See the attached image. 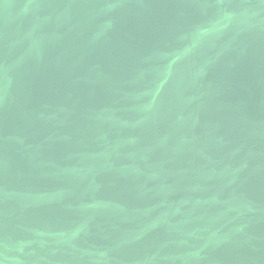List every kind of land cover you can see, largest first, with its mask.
Segmentation results:
<instances>
[{
	"label": "water",
	"instance_id": "obj_1",
	"mask_svg": "<svg viewBox=\"0 0 264 264\" xmlns=\"http://www.w3.org/2000/svg\"><path fill=\"white\" fill-rule=\"evenodd\" d=\"M0 264H264V0H0Z\"/></svg>",
	"mask_w": 264,
	"mask_h": 264
}]
</instances>
